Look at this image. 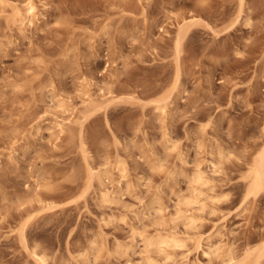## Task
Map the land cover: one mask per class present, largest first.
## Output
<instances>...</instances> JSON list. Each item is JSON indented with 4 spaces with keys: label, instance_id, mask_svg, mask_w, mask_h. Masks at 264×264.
I'll return each instance as SVG.
<instances>
[{
    "label": "rangeland",
    "instance_id": "1",
    "mask_svg": "<svg viewBox=\"0 0 264 264\" xmlns=\"http://www.w3.org/2000/svg\"><path fill=\"white\" fill-rule=\"evenodd\" d=\"M33 1L0 0V264H264V0Z\"/></svg>",
    "mask_w": 264,
    "mask_h": 264
},
{
    "label": "bare ground",
    "instance_id": "2",
    "mask_svg": "<svg viewBox=\"0 0 264 264\" xmlns=\"http://www.w3.org/2000/svg\"><path fill=\"white\" fill-rule=\"evenodd\" d=\"M27 11H28V13H30L32 15L35 14L36 5H35V2L33 0H29V2L27 3ZM251 175H252L251 176V183H250V186L248 188V192L251 195H253V194L256 195V194H258L259 191L264 190V151H262V154L259 157ZM198 178H200V177H198ZM156 243L159 245H164V246H166V245L167 246H169V245H182L180 243L179 239L170 238V237H162V238L158 239L156 241ZM260 253H261V250H260ZM261 255L262 254H260V256ZM259 257H258V259H260ZM40 259H43L42 255H41ZM230 259H232V257H230ZM257 264H260V262H258Z\"/></svg>",
    "mask_w": 264,
    "mask_h": 264
}]
</instances>
